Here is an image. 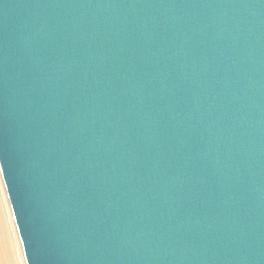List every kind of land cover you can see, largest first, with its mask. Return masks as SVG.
Instances as JSON below:
<instances>
[{
  "label": "water",
  "instance_id": "1",
  "mask_svg": "<svg viewBox=\"0 0 264 264\" xmlns=\"http://www.w3.org/2000/svg\"><path fill=\"white\" fill-rule=\"evenodd\" d=\"M0 166L28 264H264V0H0Z\"/></svg>",
  "mask_w": 264,
  "mask_h": 264
},
{
  "label": "bare ground",
  "instance_id": "2",
  "mask_svg": "<svg viewBox=\"0 0 264 264\" xmlns=\"http://www.w3.org/2000/svg\"><path fill=\"white\" fill-rule=\"evenodd\" d=\"M8 210H10L8 212ZM0 264H28L0 166Z\"/></svg>",
  "mask_w": 264,
  "mask_h": 264
},
{
  "label": "rangeland",
  "instance_id": "3",
  "mask_svg": "<svg viewBox=\"0 0 264 264\" xmlns=\"http://www.w3.org/2000/svg\"><path fill=\"white\" fill-rule=\"evenodd\" d=\"M10 210H8V212H9Z\"/></svg>",
  "mask_w": 264,
  "mask_h": 264
}]
</instances>
